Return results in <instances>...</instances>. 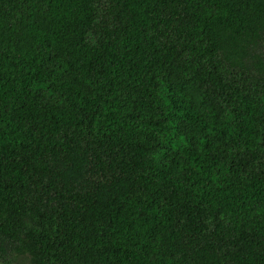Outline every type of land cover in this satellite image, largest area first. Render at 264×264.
<instances>
[{
	"label": "trees",
	"instance_id": "16d2710c",
	"mask_svg": "<svg viewBox=\"0 0 264 264\" xmlns=\"http://www.w3.org/2000/svg\"><path fill=\"white\" fill-rule=\"evenodd\" d=\"M264 264V0H0V257Z\"/></svg>",
	"mask_w": 264,
	"mask_h": 264
},
{
	"label": "rangeland",
	"instance_id": "374dc122",
	"mask_svg": "<svg viewBox=\"0 0 264 264\" xmlns=\"http://www.w3.org/2000/svg\"><path fill=\"white\" fill-rule=\"evenodd\" d=\"M0 264H39L35 253L26 248L22 253L16 254L9 259L0 257Z\"/></svg>",
	"mask_w": 264,
	"mask_h": 264
}]
</instances>
